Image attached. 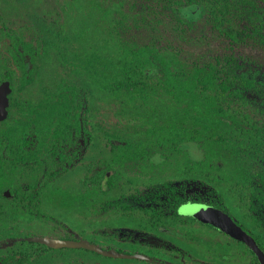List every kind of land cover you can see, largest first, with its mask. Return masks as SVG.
<instances>
[{
    "label": "trees",
    "instance_id": "1",
    "mask_svg": "<svg viewBox=\"0 0 264 264\" xmlns=\"http://www.w3.org/2000/svg\"><path fill=\"white\" fill-rule=\"evenodd\" d=\"M54 2L61 15L43 25L11 22L24 5L0 0V84L11 88L0 122V181L10 179L11 193L30 207L41 202V177L78 182L69 173L79 170L78 188L96 185L107 198L136 190L131 209L161 217L157 210L170 207L171 221H158L185 230L195 220L176 207L188 187L169 183L190 177L206 190L198 202L228 210L223 196H230L247 220L237 224L264 252V0ZM66 160L78 163L66 168ZM83 198L72 201L77 211ZM87 207L84 216L93 218ZM2 211L3 264H45L59 252L26 242L25 227L14 232ZM43 215L37 224L46 223ZM134 222L137 230L148 225Z\"/></svg>",
    "mask_w": 264,
    "mask_h": 264
},
{
    "label": "flooded vegetation",
    "instance_id": "2",
    "mask_svg": "<svg viewBox=\"0 0 264 264\" xmlns=\"http://www.w3.org/2000/svg\"><path fill=\"white\" fill-rule=\"evenodd\" d=\"M8 100H9V96H8ZM83 146H84V143H82V147ZM71 153H72V150L70 152H68L67 155L70 156ZM76 163H78L77 160H74V162H72V163H68L66 160L64 163V166L66 168H68L69 166L76 164ZM107 175H109V174H107ZM89 176H90V174H89ZM29 177L31 178V177H33V175L30 173ZM40 181H43L42 183L44 185H42V186L37 185V186L39 188L41 187L44 189L43 190V196L41 197L40 203H37V201H36L35 206H30V207L26 206L25 204L28 203V200H26L25 197L23 199H21V198L18 199L19 197L16 196L15 193H11V189L9 186L6 188H3L2 192H1V195L4 198V200H7V201H3V203H2L3 205L0 206V210L6 209L9 211V214H10V218H9L7 225L9 224L8 227L10 229L14 230V232H16L15 229L18 226L23 225L25 227L26 231H24L25 235L23 236L24 238L23 237L22 238L26 242H29L28 239L33 238V237H42V236H35L34 233H32L31 231H28V230H29L30 226L37 224V222L39 220V218H38L39 216L43 217L44 216L43 214L46 213L45 210L42 208L43 205L45 204L43 199H44V195H45L46 191H48V189H50V194H53V195H54V192H57V195H59V192H60V189H58V187L54 186V182L60 181L58 176L46 177L45 180H44V178L41 177ZM12 182H14V181L11 180V183ZM23 184L24 183H21L22 188H24ZM193 185H194V187H192L191 189L187 188L184 193L180 192V195H178L180 201L178 202V205L176 207V214L181 216V217H187L190 219H194L195 224L209 225V224L201 223L191 216L182 214V212H178V210L181 208V206H186L189 204H203V205L211 206L208 203H206L208 201V198H207V200L204 199L206 202H198L196 200L199 197L200 198L203 197V191L206 192L205 187H203L202 185L199 186L197 183L196 184L193 183ZM84 186L86 187V185H84ZM38 187H36L37 190H38ZM92 187L95 190L94 187H96V185H94ZM6 190H8V191H6ZM89 190L90 189H83V186H82L81 188H78V190L69 193L68 197L71 198L72 201H75L79 197L80 200L82 201L83 197H84L83 200L86 198V193ZM134 192H136V190H130L129 191L130 194H128L129 196L121 197L120 195H113V196H110L109 198H107L108 195L104 194L105 191L100 190L97 195H95L92 198H89L88 201H86V203H83L86 206H89V208L87 207L89 209L88 212H90L92 215H94L93 218H96L98 221H100L105 216V214H108L111 218H114V215L117 218L123 217L125 220L124 223H112L116 226L112 227L111 230L108 229L107 231H109V232L114 231L113 232L114 235L123 236V234H124L125 237L128 235L129 238L127 240V245L125 244L128 248L114 247L113 245L110 244V241H112L111 239H110V241H108V243H103L102 241H99L98 243H96V242H92V243L90 242L89 243L88 242L89 244L97 246L102 252L114 251L118 254H122V255H126V256L140 255V256H143L144 259H139V260H144V261L148 260L149 262H153L154 264H241V262H244V264H250L249 263L250 261L248 259H246L247 255L244 254V252L240 251L238 243H241V242L232 239L231 237L227 236L226 234L221 232L219 229H217L211 225H209V226L213 227L214 229H216V232L223 235L222 238L215 239L213 236H211L208 239H205V238L188 239L187 238V240L189 241V244L186 243L185 245L189 246L190 249L188 251H185L184 249L180 248L176 244L169 242L168 240H166L165 237H161V234L166 235L169 232L176 233L177 230L184 231L183 229H177L176 228L177 225H181L180 223H178L176 225L174 222L160 223L158 221L162 216H163L164 220H170L171 221L172 214L170 212L168 213V211H170L171 208L168 207V208H163L162 210H160V209L157 210L160 212H164L165 214H167V216L162 215L160 217L159 214L156 216V214L153 211L150 214H148L149 216L147 214H145L142 217V215L140 214L141 212L139 210L131 209V208H133L134 205H138L137 204L138 201L131 199L132 196L130 197V195H132V193H134ZM57 197L58 196H51L50 197L51 204H55ZM146 206H147V204L142 205V207H146ZM212 207H214V206H212ZM155 209H157V208H155ZM216 209H218L221 212L228 215L229 218L238 227H240L237 224V222L232 218V216L230 215V213L227 210H225V209L221 210L217 207H216ZM118 210H119V212L114 213V211H118ZM78 215H79V211H78ZM32 217L35 219H33ZM1 218H2V216L0 217V219ZM142 218L146 219V221L148 222L147 227L146 228H140L141 230H137L138 228L135 229L134 228V223H135L134 221H138V219L141 220ZM45 219H46V217H45ZM45 221H46V223H45L46 225L54 224L51 221H47V220H45ZM54 225H56L54 227H57V228L50 227L49 230H50V233L55 237H49V236H43V237L61 240V241H69V242L85 241V239L82 237L72 238L69 235H65L64 233L69 229L66 225L63 224V227L60 224H59V226H58V224H54ZM146 231H148V233ZM151 231H154L153 232L154 234L149 233ZM98 232H99L98 236H101V237L107 236V234H108L106 231H103V230H100ZM156 233L159 234L160 236H156ZM125 234H127V235H125ZM246 234L249 235L248 233H246ZM180 236L185 238L183 235H180ZM224 236H227L229 239H225ZM171 239L174 240V238H171ZM29 243H34V242H29ZM35 244H39V243H35ZM39 245H42V244H39ZM42 246H44V245H42ZM194 246L199 247V249L198 250L194 249L195 252H192V250H193L192 247H194ZM45 247H47V246H45ZM47 248H50V247H47ZM50 249L55 250V251H59V252H54L53 254H50L49 256H47V263H45V264H110L107 262L108 259H110V260L120 259V258L108 257L106 255H102V254L97 253L95 251H90V250H87L84 248H60V249L50 248ZM66 250H68V251L69 250H85L88 253H90L93 257H95V259H93L92 262L88 263L87 260H88L89 254H84V257L81 258L79 256H72L70 254L63 253V251H66ZM128 251H132L133 253H130ZM134 251H136V252H134ZM135 253H137V254H135ZM226 253H232L231 257L226 255ZM263 254H264V252H263ZM121 259H123V258H121ZM126 259H128V258H126ZM128 260H130V258ZM131 260H133V259H131ZM0 264H3L2 259H0Z\"/></svg>",
    "mask_w": 264,
    "mask_h": 264
},
{
    "label": "rangeland",
    "instance_id": "3",
    "mask_svg": "<svg viewBox=\"0 0 264 264\" xmlns=\"http://www.w3.org/2000/svg\"><path fill=\"white\" fill-rule=\"evenodd\" d=\"M20 2L24 6H22L20 8L18 7V10L20 12H17V14L13 13L12 15H10L9 19L11 18L10 19L11 22H16L18 24H22L23 20H25V21L26 20H28V21L38 20L39 23H42L43 25H47L48 21L49 22H55L54 19H57V17H60V15H61V11H60L58 5L55 4L54 0H20ZM34 2L39 3V5L33 6ZM29 6L32 7L31 10H28ZM25 7L27 9H25ZM190 35L192 36L193 32H191ZM194 52H196V51H194ZM60 71H61V73H63L62 69H60ZM35 92L37 95V91H35ZM35 92L33 89L31 96L34 97ZM107 111L108 110H106V109L105 110L102 109V113L105 115L108 114ZM112 117H115V116H112ZM188 151L193 153V151H195V146L192 145V147ZM197 154H199L198 151H197ZM197 154L194 153L193 157L196 160H199L201 155H197ZM221 155L222 154H220V156ZM223 155H224V153H223ZM80 165H82V164H80ZM69 167H71V166H69ZM133 169L134 168H132V166H130V170H133ZM69 174L68 175L70 177H78L79 181L76 182L73 178H69V179L68 178H65V179L62 178L60 181L54 182V186H56V187H58V189H60L59 195H57V192H54V195H53V194H50V192L46 191V193L44 195V199H43L45 204L42 207L46 212L44 214H47L46 220L51 221L54 224H58V226H59V224L62 227H63V224L66 225L69 229L64 234L69 235L72 238L82 237L85 239V241H87L89 243L90 242L91 243L92 242L98 243L99 241H102L103 243H108V241H110V239H111L112 241H110V244L113 245L114 247L128 248L126 246L127 240H128L127 234H125V235H127L125 237L124 234H123V236L114 235V233H113L114 231H112V232L107 231L108 229L111 230L112 227L116 226L112 223H124L125 220L123 217L117 218L114 215V218H111L108 214H105V216L100 221H98L96 218L84 216L85 215L84 211H86L85 206H82V207L79 206V208H78L79 215H78V211L76 209H74V206L72 205V199L68 197V194L73 192L74 187L78 188V186H77L78 184L82 185L81 183H83V181H81V179H80L82 177V174H81V171H79V170H77L76 172H71ZM226 177L229 178L228 176H226ZM190 179H191L190 177H187L186 179H183L181 181H176V182H173L172 184L171 183H169V184L171 185V187H174V188H180V187L185 186V187H188L191 189L192 187H194V185H193L194 182L191 181ZM9 182H10V179H4L3 181H0V185H2L3 188H6V187H8L7 185H9ZM92 186L93 185H91V184L86 185V187L90 190L87 191L86 198L83 201H88L89 198H92L98 194V191L94 190ZM103 186H105V180H102L100 182V188L101 189ZM48 190H50V189H48ZM6 191H8V190H6ZM218 191H219V189H218ZM51 196H58L56 201H55V204H51V201H50ZM1 200L2 199H0V201ZM223 200H224V202H226L225 205L227 207H229V209L227 211L231 214L232 218L236 222H239V223L243 222L245 224V226L247 227V220L244 218V215L242 213L243 210L242 209L234 210V209H232V207H230L232 205V204H230V202L232 201L230 196L224 195ZM117 212H119V210L114 211V213H117ZM0 215L4 216V212L2 210H0ZM54 224H48V225L42 224V223L41 224H34V225L30 226L28 231H31L32 233H34L35 236L55 237L50 233V230H49L50 227L57 228V227H54V226H56ZM184 229H185L184 230L185 232L181 231V230H177L176 233L169 232L166 235L161 234V237H165L166 240H168L169 242H171L173 244H176L177 246L184 249L185 251H188L190 249L188 245H185L186 243L189 244V241L187 240V238L188 239H191V238L208 239L211 236H213L215 239H217V238L223 237V235L216 232V229H214L213 227H210L209 225H199V224L191 225L190 223L187 224V221H185ZM100 230L106 231L109 235L107 234V236H104V237L98 236V233H99L98 231H100ZM146 232L148 233V231H146ZM153 232L154 231H151L149 233L154 234ZM180 235H183L185 238L181 237ZM156 236H160V235L156 233ZM171 238H174V240H172ZM192 248H193L192 252H195V250L199 249V247H197V246H194ZM128 252L133 253L132 251H128ZM134 252H136V251H134ZM63 253L70 254L72 256H79L81 258L84 257V254H89V257L87 260L88 263L92 262L93 259H95V257H93L90 253H88L85 250H69V251L66 250V251H63ZM135 254H137V253H135ZM107 262L110 264H154L153 262H149L148 260L144 261V260H139V259H133V260H131V259L130 260H128V259H124V260L123 259H112V260L108 259ZM241 264H244V262Z\"/></svg>",
    "mask_w": 264,
    "mask_h": 264
},
{
    "label": "water",
    "instance_id": "4",
    "mask_svg": "<svg viewBox=\"0 0 264 264\" xmlns=\"http://www.w3.org/2000/svg\"><path fill=\"white\" fill-rule=\"evenodd\" d=\"M11 93L10 84L7 81H4L0 84V122L4 121L8 115V96ZM203 204H189L183 208L182 214L191 216L198 220L201 223L209 224L221 232L231 237L234 240H237L243 244H245L248 249L256 256L259 264H264V254L257 246L255 241L247 235L240 227H238L225 213L220 210L208 206L203 205V207H199L198 210L195 206H199ZM29 242L39 243L44 246L60 249V248H84L90 251H95L102 255H106L112 258H130V259H144L143 256H126L122 254H118L114 251L102 252L97 246L89 244L86 241L80 242H69V241H61L56 239H50L46 237H33L28 239Z\"/></svg>",
    "mask_w": 264,
    "mask_h": 264
},
{
    "label": "clouds",
    "instance_id": "5",
    "mask_svg": "<svg viewBox=\"0 0 264 264\" xmlns=\"http://www.w3.org/2000/svg\"><path fill=\"white\" fill-rule=\"evenodd\" d=\"M184 207H185V206H181V208L178 210V212H182ZM195 207H196L197 210H198V208H199V207H203V205H199V206H195Z\"/></svg>",
    "mask_w": 264,
    "mask_h": 264
}]
</instances>
